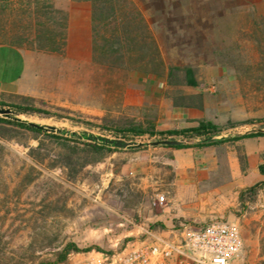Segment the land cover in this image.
<instances>
[{
    "label": "rangeland",
    "instance_id": "1",
    "mask_svg": "<svg viewBox=\"0 0 264 264\" xmlns=\"http://www.w3.org/2000/svg\"><path fill=\"white\" fill-rule=\"evenodd\" d=\"M92 2L101 16L92 36L97 53L92 40L90 57L68 58L56 101L18 99L19 104L52 115L6 109L24 120L55 126L58 130L49 131L62 130L67 136L77 132L144 144L117 147L99 159L80 153L73 155L70 167L53 166L58 151L52 144H41L49 157L39 162L29 147L39 145L40 138L0 123V264H55L69 243L78 248L71 251L112 248L139 236V226L168 230L180 221L211 220H227L241 230L245 249L234 264H264V183L228 202L212 204V211L202 216H163L175 180L173 149L146 143L159 136L115 131L149 123L161 129L166 120L173 126L181 123L182 110L202 105L204 95L220 81L222 69L250 82L260 81L264 0ZM54 8L50 0H0V41L64 56L65 51L38 49L31 29L35 12L42 20L52 16L58 21ZM112 10L120 14L107 21L105 15ZM255 16L261 18L260 26L255 25ZM104 40L111 47L103 51ZM4 113L0 111V118L12 119ZM251 128L264 129V121ZM86 160L97 161L80 167ZM158 193L167 195L165 207L152 204Z\"/></svg>",
    "mask_w": 264,
    "mask_h": 264
},
{
    "label": "crops",
    "instance_id": "2",
    "mask_svg": "<svg viewBox=\"0 0 264 264\" xmlns=\"http://www.w3.org/2000/svg\"><path fill=\"white\" fill-rule=\"evenodd\" d=\"M50 1L66 15L65 55L0 41V100L17 103L19 98L29 97L54 102L60 97L61 74L68 67V58L75 61L91 56L92 0ZM217 77L220 81L204 95L200 107L183 109L181 123L173 126L166 120L161 129L190 127L206 119L222 127L220 136L258 131L251 127L254 119L264 121V77L250 82L224 69ZM244 126L249 127L242 132ZM170 148L175 180L163 216H202L212 211V204L237 198L242 190L264 178L259 170L264 162V135L204 147Z\"/></svg>",
    "mask_w": 264,
    "mask_h": 264
},
{
    "label": "trees",
    "instance_id": "3",
    "mask_svg": "<svg viewBox=\"0 0 264 264\" xmlns=\"http://www.w3.org/2000/svg\"><path fill=\"white\" fill-rule=\"evenodd\" d=\"M96 1V0H95ZM98 4V3H97ZM38 9V8H37ZM55 12L58 15V21H56L54 18L47 17V20H42V17L38 12H35V15L33 17L34 24L32 25L33 36L37 40H39V44L37 46L38 49L46 50V51H58L63 52L64 47L66 45V15L62 10H59L57 8H54ZM37 11V10H36ZM120 14V11H118ZM118 12L115 10L110 11V13H107L105 15L106 20L108 21L110 18H116L118 15ZM97 11L96 8L93 11V27H97L101 24V16L99 17L96 15ZM123 16L126 17V14L124 12H121ZM233 17H237L238 15L236 13L231 14ZM246 17L249 19L250 15L247 14ZM104 18V19H105ZM118 18V17H117ZM224 16H221V19H223ZM255 22V25L260 26V20L261 18H257L256 16L252 18ZM96 30V28H95ZM94 31V30H93ZM114 32L111 33V35ZM45 36L46 39H43ZM105 36V35H104ZM43 37V38H42ZM42 38V39H41ZM41 39V42H40ZM95 40V38H94ZM94 48L93 51L97 53V46H96V40L94 41ZM121 45L124 47L125 42L121 41ZM3 42H8L14 45H17L14 41L11 40H5ZM110 43L109 40H104L103 47H101V50L110 49ZM106 53V52H105ZM97 57V56H96ZM125 60V59H123ZM169 75H172V72H169ZM193 81V80H192ZM28 99H31L29 97H25ZM0 107L4 108H10L11 110L15 111L16 113H30L33 111H39V112H45L50 114L51 112L46 111L41 108H36L32 105H22L19 103H13V102H6L3 100H0ZM52 115V114H50ZM60 117H67V116H60ZM253 122H261L263 119L257 118L252 120ZM83 122V121H82ZM0 123L5 126L9 127L10 129H19L23 130L24 132L30 133L31 137L33 138H40V144L36 146H30L29 147V154L39 162H44L47 157L44 156V153L42 152L43 144H52L55 149H57L58 153L56 154V157L58 160H53L55 162L52 163L53 166L55 165H64L67 167H70L71 164H73V155H78L80 153H83L84 155H96L99 159L100 157H103L108 151L111 149L117 148L114 145H108L103 143L102 141L92 139V141H89L91 138V134H78L77 132H73L70 134V136H67L64 131L60 130L59 132L55 131H49L44 126H37V125H31L28 122L20 121L16 119H8L5 117L0 118ZM86 124H91V122H83ZM116 133H123L125 135H133V136H159L162 138L167 137H180V142L175 145H166L169 147L174 148H185V147H192V146H198V147H204L209 146L212 144H222L224 142L228 141H235L241 138L255 136V135H264L263 130H258L256 132H246L244 134L235 135V136H220L222 132V127L217 125L211 120L206 119H200L197 121V123L194 126L190 127H183V128H173V129H157L152 123H149V126L143 127L141 125H135L127 129H119L115 130ZM3 145L0 143V147ZM81 157V156H80ZM79 157V158H80ZM92 161L97 160H86L84 161L80 167L85 166L87 163H91ZM69 165V166H68ZM260 172L264 175V162L259 165ZM78 171V169H75L74 172ZM262 182H257L244 190H242V194L244 191H255L257 187ZM242 198V197H241ZM72 249H78L77 246L73 243H69L64 250L59 253V256L57 257L58 261H64L67 257V254ZM46 264H51V262H47Z\"/></svg>",
    "mask_w": 264,
    "mask_h": 264
},
{
    "label": "built area",
    "instance_id": "4",
    "mask_svg": "<svg viewBox=\"0 0 264 264\" xmlns=\"http://www.w3.org/2000/svg\"><path fill=\"white\" fill-rule=\"evenodd\" d=\"M152 204L165 207L167 195L158 193ZM139 228L141 234L126 243L71 251L55 264H234L245 249L241 230L227 220L180 221L168 230Z\"/></svg>",
    "mask_w": 264,
    "mask_h": 264
},
{
    "label": "water",
    "instance_id": "5",
    "mask_svg": "<svg viewBox=\"0 0 264 264\" xmlns=\"http://www.w3.org/2000/svg\"><path fill=\"white\" fill-rule=\"evenodd\" d=\"M0 111L5 112L4 115L6 117H10L12 119H16V120H20V121H25V122H28L31 125L44 126L48 130H58L55 126H52V125H42V124H38L36 122L24 120V119H22L21 117H19L16 114H11L10 109H6L4 107H0ZM90 139L91 140L92 139H96V140L102 141L105 144L114 145V146L119 147V148L140 146V145H143L144 144L143 142L135 143V142H132V141L126 140L124 138H120V137H109V136H96V135H91V138ZM179 142H180L179 139H177L175 137H170V138H157L155 140H152V141H149V142H146V143L155 146V145H175V144H177Z\"/></svg>",
    "mask_w": 264,
    "mask_h": 264
}]
</instances>
